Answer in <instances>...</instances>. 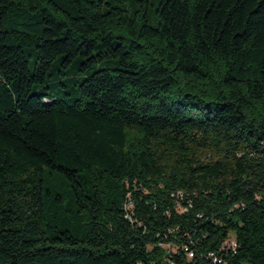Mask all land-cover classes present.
<instances>
[{
	"label": "trees",
	"instance_id": "16d2710c",
	"mask_svg": "<svg viewBox=\"0 0 264 264\" xmlns=\"http://www.w3.org/2000/svg\"><path fill=\"white\" fill-rule=\"evenodd\" d=\"M0 264H264V0H0Z\"/></svg>",
	"mask_w": 264,
	"mask_h": 264
},
{
	"label": "built area",
	"instance_id": "2783aa9c",
	"mask_svg": "<svg viewBox=\"0 0 264 264\" xmlns=\"http://www.w3.org/2000/svg\"><path fill=\"white\" fill-rule=\"evenodd\" d=\"M235 245V244H234ZM192 256V255H191Z\"/></svg>",
	"mask_w": 264,
	"mask_h": 264
}]
</instances>
